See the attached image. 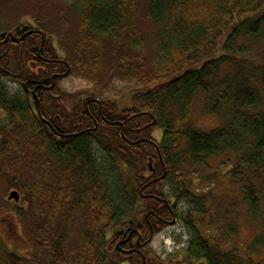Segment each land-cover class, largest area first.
Returning <instances> with one entry per match:
<instances>
[{
    "label": "trees",
    "instance_id": "obj_1",
    "mask_svg": "<svg viewBox=\"0 0 264 264\" xmlns=\"http://www.w3.org/2000/svg\"><path fill=\"white\" fill-rule=\"evenodd\" d=\"M6 1L33 5L34 23L0 43V77L26 95L14 100L0 84V182L20 194L3 204L28 243V256L7 252L2 264H264V0H0V13ZM101 63L135 81L128 109L85 104L56 84ZM198 92L218 118L209 130L190 120ZM215 158L259 228L244 250L222 246L239 230L235 204L212 208L191 190ZM179 200L194 205L183 218L193 234L183 261L160 259L149 238Z\"/></svg>",
    "mask_w": 264,
    "mask_h": 264
},
{
    "label": "rangeland",
    "instance_id": "obj_2",
    "mask_svg": "<svg viewBox=\"0 0 264 264\" xmlns=\"http://www.w3.org/2000/svg\"><path fill=\"white\" fill-rule=\"evenodd\" d=\"M32 7L33 5L27 6L26 4L20 3L18 1L16 3H14V1L5 2L0 13V34L3 33L5 35L3 39H0V43H4L3 41L6 37V41L11 40L8 34H12L13 38L16 39L15 42H17L18 39H21L26 33L29 32H22L20 36H18L14 28H20L21 30L23 26H26V24L34 23V19H32L28 14ZM49 20L51 23H56L54 20L51 21L50 18ZM63 28L65 30L66 26ZM150 32L151 29L149 28L144 30L143 34L151 36ZM51 38L56 40L55 37ZM40 44L41 47L43 44L42 37ZM57 49L59 52H61L62 48L57 45ZM25 50L27 51V57L30 58L29 61H33L31 63L33 65V70L39 71L37 61L34 59V56L31 55V52L28 50V48ZM20 53L21 50H19V55L17 56L20 57ZM147 54L152 57L154 54L153 49H149ZM29 61L27 62L28 64ZM99 65L101 67L96 68L93 73H90L89 75H86L82 70L79 72L77 69H74L73 72L63 76L59 81H56V84L59 86L60 91H64V94L69 95V97L74 96L75 100L80 97L85 104H87L86 101L89 100L101 101V99L111 98L115 101L116 109H128L132 105L129 89L133 90L135 88V81L130 79H120L116 76L115 72L114 76L109 77L111 73L108 75L105 74L104 63ZM54 77L55 76L52 77L53 80L51 85L48 86L49 88L55 84ZM0 84L3 85L7 91L6 93L14 97V100L22 101L26 99L25 91L19 83L10 81L4 77H0ZM30 91L31 93L34 92L33 89ZM55 95L58 94L56 93ZM203 99L204 97L202 93L198 92L191 109L190 120L193 121V125L195 127L201 128L203 130H209L218 124V118L208 115L203 111ZM60 102L63 104L62 106H66L65 101L61 100ZM68 102H70L71 108V106L78 101ZM5 120V113L0 110V123L5 122ZM152 135L154 139L158 141L160 138V130H153ZM93 146L94 150L96 151L97 149L95 145ZM107 157V155H105V158L102 157L103 161H105ZM210 163L213 165L212 168H205L204 170L206 172H201L198 177H193V188H191V190L197 187L199 189L198 193L205 192L209 200L212 199L213 201L212 208H214V205L218 203H221L224 207H229L231 203L235 204L236 210H238L240 213L239 217L237 218V220L239 219L238 233L229 240V245H226V241H223V245L221 242V245L223 247H237L244 250L248 245V242L259 230V228H257L252 223H248L244 219V203L236 187H231L228 184L225 172L226 169L219 170L216 168V158L214 160L210 159ZM12 189L14 188L11 186V182H0V258L1 256H5L7 252L15 253L19 256H28V243L22 235L21 224L18 222L15 214L10 210L11 206L3 204V202L7 199L9 191ZM165 190H167V188H165ZM193 209L194 205L191 207L184 201H177L174 207L177 216L160 232L151 237V240L148 242V247L160 259L165 258L169 254L175 253V256H173L176 260H184L183 258L185 256L184 253H182V250L188 246L190 235L193 234V229L186 226L183 218L186 217L189 211ZM213 211L215 212V210ZM205 231L206 230L204 229L203 232L206 234ZM218 232L219 231L217 230V233ZM2 263L3 262L0 260V264ZM184 264L186 263L184 262Z\"/></svg>",
    "mask_w": 264,
    "mask_h": 264
},
{
    "label": "water",
    "instance_id": "obj_3",
    "mask_svg": "<svg viewBox=\"0 0 264 264\" xmlns=\"http://www.w3.org/2000/svg\"><path fill=\"white\" fill-rule=\"evenodd\" d=\"M39 33H40V35H41V37H42V39H43V35H42V33H41V32H39ZM8 35L11 37L12 40H14V41L16 40V39L13 38L12 34H8ZM6 40H7V37L4 39L3 42H6ZM18 40H20V39H18ZM2 55H3V54H2ZM148 169H149V170L152 169V166H151V159H150L149 162H148ZM7 199H8V200H13V201L17 202V201L19 200V193H18L15 189H12L11 191H9L8 196H7ZM150 238H151V236H150Z\"/></svg>",
    "mask_w": 264,
    "mask_h": 264
},
{
    "label": "flooded vegetation",
    "instance_id": "obj_4",
    "mask_svg": "<svg viewBox=\"0 0 264 264\" xmlns=\"http://www.w3.org/2000/svg\"><path fill=\"white\" fill-rule=\"evenodd\" d=\"M12 40V39H11ZM12 41H14V40H12ZM19 41V40H18ZM15 42V41H14ZM165 203H166V201H165ZM169 209H173V208H171L170 206H169ZM174 219V218H173ZM173 219L170 221V223L173 221Z\"/></svg>",
    "mask_w": 264,
    "mask_h": 264
}]
</instances>
